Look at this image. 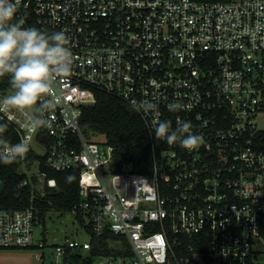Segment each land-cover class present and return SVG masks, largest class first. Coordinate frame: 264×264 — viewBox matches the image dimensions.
Instances as JSON below:
<instances>
[{"label": "built area", "instance_id": "obj_1", "mask_svg": "<svg viewBox=\"0 0 264 264\" xmlns=\"http://www.w3.org/2000/svg\"><path fill=\"white\" fill-rule=\"evenodd\" d=\"M12 2L14 22L65 33L73 65L46 126L32 131L20 112H0L4 152L29 146L7 160L31 189L28 205L0 207V248L46 245L34 244L35 199L57 185L50 171L77 169L71 210L87 237L55 245L62 264L94 249L92 264H264V0ZM100 89L138 111L152 138L150 171L84 132ZM10 92L0 86V97ZM160 121L189 124L201 143L157 140Z\"/></svg>", "mask_w": 264, "mask_h": 264}, {"label": "clouds", "instance_id": "obj_2", "mask_svg": "<svg viewBox=\"0 0 264 264\" xmlns=\"http://www.w3.org/2000/svg\"><path fill=\"white\" fill-rule=\"evenodd\" d=\"M16 13L12 0H0V78L7 77L11 89L10 94L0 97V112H20L24 127L36 131L47 124L43 114L57 106L61 95L57 84L71 74L73 53L65 33L23 27L14 22ZM189 127L183 123L172 130L170 121H160L153 131L157 140L170 145L179 141L182 148L194 150L202 137L188 133ZM5 147L7 142L0 140V158L5 160L21 157L29 148L18 143L4 152Z\"/></svg>", "mask_w": 264, "mask_h": 264}, {"label": "trees", "instance_id": "obj_3", "mask_svg": "<svg viewBox=\"0 0 264 264\" xmlns=\"http://www.w3.org/2000/svg\"><path fill=\"white\" fill-rule=\"evenodd\" d=\"M2 85L9 86L7 77L0 78ZM97 95V102L84 108V132L88 135L103 134L108 143L121 147L123 159L133 160L139 171H150L153 162L152 138L138 111L106 90H98ZM23 176L18 170V162L0 158V179L5 181V188L0 193V207H24L30 203V187L19 185ZM48 176L55 177L57 185L46 186V194L35 199L36 205L41 208L40 218L52 207L71 210L80 197L79 170H52ZM96 252L94 249L91 255H84L81 251H71L65 256V264H92L91 258Z\"/></svg>", "mask_w": 264, "mask_h": 264}, {"label": "rangeland", "instance_id": "obj_4", "mask_svg": "<svg viewBox=\"0 0 264 264\" xmlns=\"http://www.w3.org/2000/svg\"><path fill=\"white\" fill-rule=\"evenodd\" d=\"M101 137L104 138V135ZM67 236L80 239L87 237L76 213L55 207L47 209L40 218L34 235V244L46 241V245L41 248H0V264H62L57 260L55 245L64 242ZM82 252L87 255L85 250Z\"/></svg>", "mask_w": 264, "mask_h": 264}, {"label": "water", "instance_id": "obj_5", "mask_svg": "<svg viewBox=\"0 0 264 264\" xmlns=\"http://www.w3.org/2000/svg\"><path fill=\"white\" fill-rule=\"evenodd\" d=\"M4 187H5V181L2 180V181H0V193L3 192Z\"/></svg>", "mask_w": 264, "mask_h": 264}]
</instances>
